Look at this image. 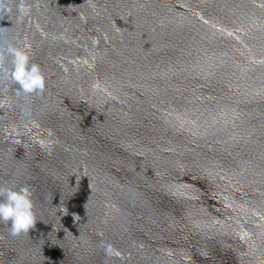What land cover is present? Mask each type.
<instances>
[{"label":"water","instance_id":"1","mask_svg":"<svg viewBox=\"0 0 264 264\" xmlns=\"http://www.w3.org/2000/svg\"><path fill=\"white\" fill-rule=\"evenodd\" d=\"M2 3L0 187L37 224L0 264H264V0Z\"/></svg>","mask_w":264,"mask_h":264},{"label":"clouds","instance_id":"2","mask_svg":"<svg viewBox=\"0 0 264 264\" xmlns=\"http://www.w3.org/2000/svg\"><path fill=\"white\" fill-rule=\"evenodd\" d=\"M19 11L27 10L25 0H20ZM0 10L7 9L0 0ZM30 45L13 48L11 54L10 77L25 96L42 94L46 88V78L40 65L31 62L28 49ZM4 62V53H0V65ZM12 131L19 135V130L13 127ZM43 146L44 141H38ZM0 223L8 225L12 236L29 233L37 224L32 191L29 186L19 188L0 187ZM105 253L110 255L113 251L111 245L105 246Z\"/></svg>","mask_w":264,"mask_h":264}]
</instances>
